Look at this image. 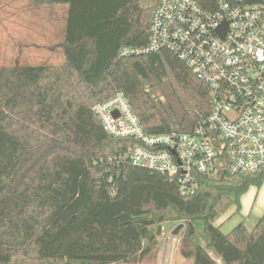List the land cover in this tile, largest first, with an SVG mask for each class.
Masks as SVG:
<instances>
[{"label":"trees","instance_id":"obj_1","mask_svg":"<svg viewBox=\"0 0 264 264\" xmlns=\"http://www.w3.org/2000/svg\"><path fill=\"white\" fill-rule=\"evenodd\" d=\"M33 1L66 6L63 61L0 65V264L156 261L166 221L183 222L180 255L191 264H218L213 254L222 264H264V214L252 228L214 224L262 186L264 169L233 174L226 162L183 197L175 178L133 164L137 140L110 135L93 110L121 91L151 134L192 133L211 113L209 86L172 51L120 53L148 44L155 5Z\"/></svg>","mask_w":264,"mask_h":264},{"label":"built area","instance_id":"obj_2","mask_svg":"<svg viewBox=\"0 0 264 264\" xmlns=\"http://www.w3.org/2000/svg\"><path fill=\"white\" fill-rule=\"evenodd\" d=\"M149 31L147 45L120 53L172 51L209 86L212 111L192 133L151 134L118 91L93 106L106 132L136 139L130 161L175 178L183 197L199 189L200 175L217 176L226 162L233 174L263 170L264 3L216 0L208 9L197 0H158Z\"/></svg>","mask_w":264,"mask_h":264},{"label":"rangeland","instance_id":"obj_3","mask_svg":"<svg viewBox=\"0 0 264 264\" xmlns=\"http://www.w3.org/2000/svg\"><path fill=\"white\" fill-rule=\"evenodd\" d=\"M158 0H141L144 5H156ZM66 6L38 5L33 0H0V65L21 64H59L63 61L61 49L58 48L63 37L66 18ZM250 207L260 191L264 198V183L261 187L251 186ZM249 190L245 193L248 194ZM243 198V196H242ZM241 207L236 203L224 213H220L214 224L222 225L224 232H229L235 225L244 221L249 228L254 227L258 220L254 215L245 221ZM254 218V220H253ZM183 222L166 221L161 226L159 238V252L156 261L150 260L143 264H191L180 255V232L176 236L177 242L173 246L171 238L173 230ZM198 238L201 242V230ZM169 240V243H167ZM218 264H222L215 254Z\"/></svg>","mask_w":264,"mask_h":264},{"label":"crops","instance_id":"obj_4","mask_svg":"<svg viewBox=\"0 0 264 264\" xmlns=\"http://www.w3.org/2000/svg\"><path fill=\"white\" fill-rule=\"evenodd\" d=\"M250 191L251 190H249L248 194H243L242 195L243 198L241 197L242 198V212H244V210H245V214L243 213L242 215L245 218V221L248 220L251 217V215H254L255 220H259L260 217L264 214V198H261L260 191L258 192L257 197L254 200V203L251 207H250L251 200L249 199L250 198ZM254 218H253V220H254ZM219 226H222V225H219ZM225 233H227V232H225Z\"/></svg>","mask_w":264,"mask_h":264},{"label":"water","instance_id":"obj_5","mask_svg":"<svg viewBox=\"0 0 264 264\" xmlns=\"http://www.w3.org/2000/svg\"><path fill=\"white\" fill-rule=\"evenodd\" d=\"M222 29H223V27H222ZM222 29H220V30H222ZM182 227H183V224H179L178 226H176V228L172 232V235L177 236L179 234V232H180V229ZM160 230H161V226H159V229H158L159 233H160Z\"/></svg>","mask_w":264,"mask_h":264}]
</instances>
